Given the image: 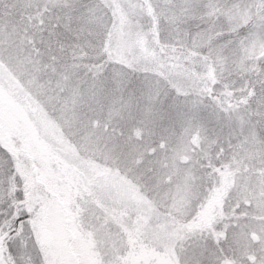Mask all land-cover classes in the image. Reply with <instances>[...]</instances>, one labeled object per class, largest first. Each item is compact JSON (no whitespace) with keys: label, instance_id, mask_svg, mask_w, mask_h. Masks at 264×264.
Wrapping results in <instances>:
<instances>
[{"label":"snow or ice","instance_id":"1","mask_svg":"<svg viewBox=\"0 0 264 264\" xmlns=\"http://www.w3.org/2000/svg\"><path fill=\"white\" fill-rule=\"evenodd\" d=\"M0 264H264V0H0Z\"/></svg>","mask_w":264,"mask_h":264},{"label":"rangeland","instance_id":"2","mask_svg":"<svg viewBox=\"0 0 264 264\" xmlns=\"http://www.w3.org/2000/svg\"><path fill=\"white\" fill-rule=\"evenodd\" d=\"M54 134V133H53Z\"/></svg>","mask_w":264,"mask_h":264}]
</instances>
